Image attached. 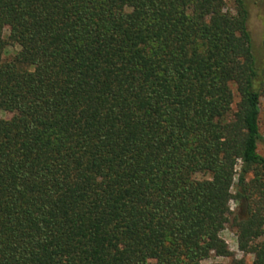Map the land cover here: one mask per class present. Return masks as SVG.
<instances>
[{"label":"trees","instance_id":"1","mask_svg":"<svg viewBox=\"0 0 264 264\" xmlns=\"http://www.w3.org/2000/svg\"><path fill=\"white\" fill-rule=\"evenodd\" d=\"M249 2L0 0V264H264Z\"/></svg>","mask_w":264,"mask_h":264},{"label":"rangeland","instance_id":"2","mask_svg":"<svg viewBox=\"0 0 264 264\" xmlns=\"http://www.w3.org/2000/svg\"><path fill=\"white\" fill-rule=\"evenodd\" d=\"M227 7H231V3H227ZM249 17L247 21V28L250 33L252 50L254 55L259 58L261 56V48H262V38H263V25H262V16L264 12V3L263 0H250L249 2ZM17 49L10 48L8 50V55H12ZM6 55V56H8ZM232 90L234 92V103L232 105V111L236 110V103L239 98L235 90V86H232ZM260 114H259V132L261 135V140L257 146V152L260 156L264 157V97L260 99ZM12 117L11 113L1 112L0 118L8 120ZM195 178L198 180L208 179V176L197 174ZM235 187L232 189V195H235ZM230 212L232 215H228L227 217L220 220L217 223L219 229L220 237L225 241L229 250L234 254L236 259H242L244 264H251L253 261L252 255H244L242 252L238 250L237 244V235L235 228L232 227L233 217L240 218L244 214V207L240 201L235 200L234 198L230 201ZM223 263L229 264L231 262V258H218L211 257L209 260L203 262V264L207 263Z\"/></svg>","mask_w":264,"mask_h":264}]
</instances>
